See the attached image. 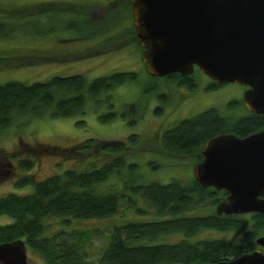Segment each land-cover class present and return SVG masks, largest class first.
Masks as SVG:
<instances>
[{"label":"rangeland","instance_id":"1","mask_svg":"<svg viewBox=\"0 0 264 264\" xmlns=\"http://www.w3.org/2000/svg\"><path fill=\"white\" fill-rule=\"evenodd\" d=\"M132 6L133 0H0V18L17 30L12 37L0 39V84H33L54 76L73 75H83L92 83L116 73L134 74V80L89 99L83 115L19 116L0 132V198L9 193H32L34 184L18 185L23 176L43 181L88 161L63 160L51 148L65 150L90 139L128 142L130 136H140L136 144L128 142L131 149L126 166L104 186L122 195L117 214L106 219L47 221L50 238L61 232H89V239L81 245L87 255L86 264L99 263L115 227L169 218L156 214L136 189L138 186L168 184L174 179L187 183L194 178V159L161 149V138L174 122L211 107L229 115L241 108L244 96V88L237 83L223 84L216 91L206 90L207 79L201 71L193 75V83L198 86L194 89L151 77L135 37L129 35ZM26 157L34 159V169L19 166ZM130 164L136 167L130 168ZM215 211L210 202L183 216L211 215ZM12 222L11 217L0 216V225ZM244 238V232L203 230L192 237L183 232L162 233L139 244H176L184 239L241 242ZM28 258L29 264H46L31 249Z\"/></svg>","mask_w":264,"mask_h":264},{"label":"trees","instance_id":"2","mask_svg":"<svg viewBox=\"0 0 264 264\" xmlns=\"http://www.w3.org/2000/svg\"><path fill=\"white\" fill-rule=\"evenodd\" d=\"M0 20V39L12 37L17 30L4 23L3 18ZM129 35L135 37L143 52L134 25ZM131 80H134V74L116 73L97 78L92 83H88L83 75H73L54 76L33 84L19 81L0 84V132L7 130L19 116L43 117L48 114L53 118H66L83 115L89 99ZM164 80L177 87L196 88L179 74H172ZM217 113L212 109L178 122L164 133L161 149L164 153L190 157L199 163L203 159L202 151L212 137L219 134L240 137L259 124L247 121L240 129L229 123L228 118L219 119ZM139 139L140 136L132 135L128 142L136 144ZM128 142L90 139L65 150L51 148L52 153L63 160L73 163L80 159L88 161L43 181H35L30 175L20 178L18 185L32 183L34 190L26 195L9 193L0 198V216L13 219L10 224L0 225V244L23 240L28 249L38 253L46 264H86L87 255L81 245L89 239V232H61L50 238L47 236V221L51 218L66 222L68 218L106 219L117 214L122 195L104 186L126 166L131 149ZM19 166L32 170L35 161L26 157L20 160ZM129 167L136 165L130 164ZM136 189L157 215L169 218L155 222H129L115 227L98 264H216L233 261L259 247L256 238L263 233L262 214H252L249 218L218 216L215 211L211 215L183 216L193 209L206 207L210 202L215 210L228 197L225 190L203 188L195 178L187 183L177 179L168 184L151 182ZM203 230L244 232L245 238L241 242H191L184 239L176 244H139L162 233L183 232L192 237Z\"/></svg>","mask_w":264,"mask_h":264},{"label":"water","instance_id":"3","mask_svg":"<svg viewBox=\"0 0 264 264\" xmlns=\"http://www.w3.org/2000/svg\"><path fill=\"white\" fill-rule=\"evenodd\" d=\"M133 25L148 74L191 76L197 67L219 84L248 86L244 103L264 114V0H133ZM193 167L203 188L227 191L218 216H264V131L210 139ZM256 244L264 248V236ZM23 240L0 244V264H29ZM264 264L257 250L230 262Z\"/></svg>","mask_w":264,"mask_h":264},{"label":"flooded vegetation","instance_id":"4","mask_svg":"<svg viewBox=\"0 0 264 264\" xmlns=\"http://www.w3.org/2000/svg\"><path fill=\"white\" fill-rule=\"evenodd\" d=\"M198 71H200L197 67L195 68V72H194V74L195 73H197ZM193 74V75H194ZM180 76H183L184 78H185V81L188 83H192L193 84V86H195L196 88L198 87V86H196L194 83H193V80H192V76L193 75H191V76H185V75H181V74H179ZM170 76V75H169ZM204 76L206 77V79H207V85L206 86H204V88L206 89V90H209V91H216V90H218L223 84H219V83H216L215 81H213L211 78H209L208 76H206L205 74H204ZM165 78V77H164ZM164 78H160V79H163L164 80ZM165 81V80H164ZM168 82H169V79L167 80ZM243 88H244V95H245V92L246 91H248L249 89H250V87H248V86H242ZM212 109H214V110H217L218 111V116H219V119H223V118H228V120H229V123H234L236 126L238 125V127L241 129L242 128V126H243V123H245V122H247V121H251V122H258L259 124L256 126V128H253V129H251V130H249V131H246L244 134H242V136H240L239 138H247V137H249V136H251V135H254V134H257V133H260V132H263L264 131V114H257V113H254V112H252V111H250L248 108H247V106L245 105V103H244V96H243V101H242V106H241V108L239 109V110H237V111H232L229 115H226V113H223L222 111H220L218 108H215V107H211V108H208L207 110H205V111H203V112H201V113H199V114H197V115H194V116H191V117H195V116H198V115H201V114H203V113H205V112H207V111H209V110H212ZM176 110H174V112H175ZM191 117H189V118H191ZM186 119H188V118H186ZM184 120V119H183ZM180 121H182V120H180ZM180 121H178V122H180ZM178 122H174L175 124L173 125V126H175ZM172 126V127H173ZM171 127V128H172ZM237 127V128H238ZM170 128V129H171ZM168 131V130H167ZM219 135H221V134H219ZM219 135H217V136H219ZM217 136H214V137H217ZM163 137V136H162ZM214 137H212V138H214ZM202 156H203V154H202ZM203 159H204V156H203ZM203 159L201 160V161H203ZM252 214H256V213H251V214H245V215H237V216H249V218H251V215ZM232 216H235V215H232ZM261 236H264V227H263V233L261 234V235H259L257 238H259V237H261ZM257 238H256V240H257ZM257 250H259V251H261V252H263L264 253V248L263 247H258V249Z\"/></svg>","mask_w":264,"mask_h":264}]
</instances>
